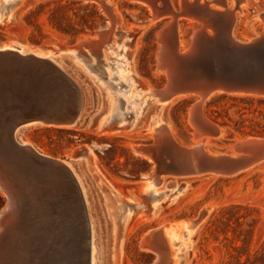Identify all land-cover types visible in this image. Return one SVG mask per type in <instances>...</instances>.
<instances>
[{"label": "rangeland", "instance_id": "1", "mask_svg": "<svg viewBox=\"0 0 264 264\" xmlns=\"http://www.w3.org/2000/svg\"><path fill=\"white\" fill-rule=\"evenodd\" d=\"M13 1L0 0V47L10 45L23 52L38 48L57 51L86 40L87 36L97 39L99 32L110 28V18L98 2L45 0L23 9L9 21ZM171 1L178 9L179 0ZM246 1L236 9L234 36L240 40L264 32V23L257 18L264 9V0ZM228 3L232 9V1ZM112 4L119 16L120 30L116 28L108 46L102 43V48H96L97 56L101 52L103 55L99 56L100 64L85 50H81L85 58H76L70 52L49 54L53 59L62 55L57 62L77 85L74 95L70 90L72 82L58 78L50 65L0 54V160L16 187L12 201L15 209L6 218L8 226L0 236V264H88L80 258L81 253H87L82 241L89 237L88 220L99 246L98 264H151L157 255L142 246L146 234L163 225L165 231L176 230L172 224L182 221L190 225L204 207L209 212L192 242L184 238L183 232L181 240L176 239L181 242L177 244L184 245L179 253L186 264H264V162L232 177H180L175 181L166 178L162 186H157L158 192L164 191L169 182H176V186L166 188L163 214L158 220L152 219L149 195L141 191V186L152 173L153 165L137 155L131 144L152 140L146 130L153 120L152 128L159 125L160 114V123L168 122L176 141L193 143L189 115L196 100H175L162 111L158 108L160 103L142 97L147 87L159 88L165 83V74L156 70V59L160 49L158 33L169 20L161 18L151 23L153 11L142 2L112 0ZM210 6L220 9L214 3ZM180 23L187 28L181 39L188 45L200 24L184 19ZM132 29H143L137 36L135 51L133 35L137 31ZM127 48L134 51L132 58ZM33 97H39L36 104L44 105L50 117L68 115L82 105L89 108L91 119L126 113L125 120L114 125L120 127L115 131L33 126L17 134L19 143L26 141L42 155L71 162L86 188L87 207L70 174L36 161L27 150L18 149L9 136ZM202 111L225 130L220 139L209 145L212 150L228 151L238 140L264 137V97L216 93L205 101ZM125 131L142 135L129 136ZM89 144H93L89 153L71 159L78 147ZM112 186L122 194L113 195ZM120 204L142 205L136 210L138 215L134 214L136 227L122 247L116 238L120 230L118 213L124 211ZM9 205L8 194L0 188V216L5 208L10 210ZM178 248L179 245L171 246L175 251ZM164 250L169 253L166 244Z\"/></svg>", "mask_w": 264, "mask_h": 264}, {"label": "water", "instance_id": "2", "mask_svg": "<svg viewBox=\"0 0 264 264\" xmlns=\"http://www.w3.org/2000/svg\"><path fill=\"white\" fill-rule=\"evenodd\" d=\"M81 1L98 2L110 18V28L104 32H99L97 39L87 38L74 43L67 49L58 48L55 51L46 48V50L50 55L70 52L76 58H85L81 53V50H85L86 54L96 57V63L100 64L102 52L97 56L95 50L97 47L102 48V43L108 46L116 28L118 27L117 30H120L119 16L112 5V0ZM133 1L145 3L152 9L151 23L161 18L169 20L158 33L160 49L156 59V70L158 73H164L166 80L163 86L153 88L152 98H156L158 103L163 104L181 96L194 95L198 97V100L191 107L189 115V122L193 127V143L189 145L179 143L168 128L162 126L153 131L151 141L133 145L134 152L153 165V171L147 179L148 182L156 187L168 177L177 179L205 174L232 177L246 171L254 164L264 161L263 136H251L238 140L230 146L228 151L212 150L209 147V142L220 139L225 130L220 124L209 119L202 111L206 99L216 93L264 97V32L259 36L252 37L249 42H240L242 40L235 36L236 39H233L230 34L234 28L231 27L225 30L224 21L227 17V10L214 1L209 4L205 0H192V3L179 0L178 9L173 6L171 0ZM198 1L204 3V6L199 5ZM212 3L216 7L219 6L220 9L212 8L210 6ZM238 6V3H235L231 9L233 12L230 15L228 14L231 20H234L233 27H235L237 21L236 9L239 8ZM210 7L219 11H212ZM182 19L200 24L193 31L188 46L183 48L179 37L180 21ZM134 30L137 31L133 35L135 41L143 29H132V31ZM78 46L79 48H77ZM5 53L14 54L21 59H29L50 65L56 70L58 78L62 77L73 83H71L72 86L70 85V90L73 95L75 94L77 85L58 62L31 53L22 54L18 48L11 46L0 48V54ZM35 99H39V97H33V100L29 103V108L12 126L9 136L16 143L15 146L18 149L27 150L26 152H29L36 161L42 164H52L70 174L80 191L84 206L87 207L82 187L69 165L71 162L42 155L33 147L19 143L16 139L17 134L22 129L33 126H53L70 129L88 127L100 128L103 131H115L120 127L114 125L116 123L120 125V123L116 121L115 116L112 114L108 118L110 121L107 122H104L101 116L91 119L89 108L84 109L83 105L68 115L50 117L44 105H37ZM92 149L93 144L80 146L71 159L76 160ZM4 166V163L0 160V185L10 198V210L4 212L1 218L3 223L10 212L15 209V204H12V201H14L16 189ZM208 212L209 209L204 207L199 217L190 222V227L200 224ZM87 228L89 237L82 241V245L87 248V253H81L80 258L91 264L92 226L89 220ZM3 229L4 227L0 230V236ZM165 240L164 228L161 227L150 231L143 241V244H146V247L157 255L156 260L151 264H157L158 259H162V253L159 250L164 248Z\"/></svg>", "mask_w": 264, "mask_h": 264}, {"label": "bare ground", "instance_id": "3", "mask_svg": "<svg viewBox=\"0 0 264 264\" xmlns=\"http://www.w3.org/2000/svg\"><path fill=\"white\" fill-rule=\"evenodd\" d=\"M42 1H45V0H14L11 4H10V11H9V21L12 19V20H14V19H16L17 18V14L20 12V11H22L23 9H26L27 7L29 8V7H31L32 5H34V4H36V3H38V2H42ZM156 1V0H155ZM157 1H160V0H157ZM170 1V0H169ZM215 2V3H217L218 5H220V6H223V7H225L226 8V13H227V17L225 18V21H224V25H225V30H227L228 28L230 29L231 27L232 28H234L233 26H234V20H231V18L228 16V14L230 15V13L231 12H233L232 10H231V7H229V3H228V1L229 0H205V2H207V3H211V2ZM232 1V3H233V5L235 4V3H238V7L239 8H241L240 7V5L242 4V3H246L247 1L246 0H231ZM186 2L187 3H192V0H186ZM119 3H120V1L119 2H117L116 3V6L117 5H119ZM170 3V2H169ZM198 4L199 5H201V6H204V3H202V2H199L198 1ZM113 5V4H112ZM113 7V6H112ZM114 9V8H113ZM210 9L212 10V11H219V10H216V9H212L211 7H210ZM263 11H259L258 12V16H257V18L259 19V18H261L262 19V21H264V9H262ZM184 24H186V25H188V24H190V23H184ZM183 28H185V29H183ZM146 29V28H145ZM186 30H187V28H186V26L185 25H181L180 26V31H179V37H180V39H181V34L183 35V33H185L186 32ZM208 33H210V32H208ZM231 37L233 38V39H236L235 37H234V29L232 30V32H231ZM84 38H90V39H96V37H90V36H87V37H84ZM184 39V38H183ZM183 39H181V45H184V46H188L187 44H186V41L185 40H183ZM250 40H252V38H250L249 40H242V41H240V42H249ZM188 43V42H187ZM186 44V45H185ZM125 46V45H124ZM10 47V45H4V46H1L0 48H9ZM127 47V46H126ZM133 48H134V51H135V49L137 48V40L135 41V43H134V45H133ZM18 50H19V52L20 53H22V54H28V53H31V54H34V55H36V56H42V57H46V58H50V59H52L53 61H56L57 62V60L60 62V60H62L61 59V56L62 55H59L57 58H55V59H53V58H51V57H49V53H47V50H46V48H38L37 50H30L29 52H23L22 51V49L21 48H18ZM39 50H41L40 52H39ZM127 51L130 53L129 55H131L130 56V58H132L133 57V52L134 51H132V50H130L129 48H127ZM128 52H127V54H128ZM126 55V54H125ZM103 56V55H102ZM127 57V56H126ZM128 58V57H127ZM93 68V67H92ZM143 91V90H142ZM145 93L142 95V97L144 98V97H149V99H151V102H153V103H155V104H157L158 102L156 101V100H153L152 99V92H153V88H150V87H147L146 88V90L144 91ZM137 97H138V95H137ZM191 97H195V100L197 101L198 100V97L197 96H194V95H188V96H181V97H178V98H176V99H174V100H172L171 102H173V101H177V100H182V99H190ZM209 98V97H208ZM135 100H137V99H135ZM141 100V99H140ZM207 100V99H206ZM108 101H109V103H110V105H111V107H113V104H112V100L108 97ZM138 101V100H137ZM135 102V101H134ZM171 102H165V103H163V104H160L159 105V109L160 110H162L163 111V109L165 110L166 109V107H168L170 104H171ZM126 113H123V114H119V113H117V115L115 114V119H116V121H118L120 124H121V121L123 120H125V117H124V115H125ZM141 114H142V112H140V115H138V116H141ZM105 116V115H104ZM103 116V118H102V120L104 121V122H107V121H110L108 118L110 117V116H105L104 117ZM161 114L158 116V122H157V124H159V125H157V126H154L153 128H152V126H153V124H154V120L150 123V125L148 126V128H147V130H146V132H147V137H148V139L149 138H151V135L153 134V131L155 130V129H158V128H160V127H162V126H166L167 128H168V130L172 133V131H171V129H170V126H169V124H168V122L165 124V123H163V124H161L160 122H162L161 121ZM163 118V117H162ZM165 119V118H164ZM136 122V121H135ZM98 131H100V132H107V131H103L102 129H100V128H96ZM130 129V126H129V128L126 130V131H128ZM125 131V133L127 134V135H129V136H141L142 135V132H137V133H135V134H133L132 133V131L131 132H126ZM124 132V131H123ZM172 135H174L173 133H172ZM175 137V136H174ZM177 137V136H176ZM175 137V138H176ZM24 142V144H26V145H29L30 146V144L29 143H27L26 141H23ZM214 143V141L212 140V141H210L209 142V144L210 145H212ZM133 145L134 144H131V148H133ZM262 162H264V161H262ZM262 162H259V163H262ZM259 163H256V164H254L253 166H255V165H257V164H259ZM69 165H71V163H69ZM253 166H251V167H253ZM71 167V166H70ZM250 167V168H251ZM72 168V167H71ZM249 168V169H250ZM249 169H247V170H249ZM72 170H73V168H72ZM246 170V171H247ZM74 171V170H73ZM246 171H244V172H246ZM243 172V173H244ZM75 173V172H74ZM75 175H76V173H75ZM200 176H211V177H220V176H216V175H214V174H205V175H198V176H192V177H200ZM81 177H84L83 176V174H81ZM192 177H184V178H192ZM76 178H77V180H78V182L80 183H82L83 184V181L81 180V178L79 177V179H80V181H79V179H78V177H77V175H76ZM145 178V177H144ZM144 180V179H143ZM171 180H176V179H171ZM164 181L165 180H162L161 181V183L159 184L160 186H162L163 185V183H164ZM81 183H80V186L82 187V190H83V192H84V190L86 189L85 187V189L83 188V186L81 185ZM142 183V182H141ZM175 183L176 182H169L167 185H166V188L169 186V185H171V184H173L174 186H176L175 185ZM138 184V183H137ZM135 185V184H134ZM140 187V186H139ZM0 188L2 189V185H0ZM166 188H165V190L164 191H162V192H158L157 190V186L156 187H153L152 186V184H150L149 182H148V180L147 181H145V182H143L142 183V186H141V191L143 192V193H147L148 195H149V201H150V205H151V217H152V219H155V220H158V219H160L161 218V216H162V214H163V211H164V205H163V203H164V199L166 198L165 197V195H167V193H166ZM112 194L113 195H115V193H120V194H122V191L120 190V189H117V188H115V187H113L112 186ZM2 190H4V189H2ZM179 191L180 190H178L174 195H176L177 193H179ZM6 192V191H5ZM84 195H85V197H86V194H85V192H84ZM134 195V194H133ZM133 195H132V197H133ZM165 197V198H164ZM134 198V197H133ZM133 198H130V200L131 201H133V200H135V199H133ZM123 206L124 207V211L123 210H121L119 213H118V216H119V222H118V225H117V228L118 227H120V230L118 231V233L116 234V238H117V242L119 243V245L122 247L126 242H127V239H128V236L131 234V232L133 231V229L136 227V224H137V222H136V220L134 219L135 218V216H134V214H137L136 213V210H139L140 208H141V204H137V206H128V205H124V204H120V206ZM119 206V207H120ZM135 207H137L135 210H133V208H135ZM128 209H131L133 212L132 213H129V210ZM7 211V208H5L4 209V212H6ZM128 211V212H127ZM3 212V213H4ZM131 212V211H130ZM138 215V214H137ZM139 218L138 219H140V217L141 216H138ZM1 218H2V216H0V230L3 228V227H6V225L8 226V220H5L4 221V223H3V221H1ZM137 218V217H136ZM203 223V221L200 223V224H198V225H196V226H194V227H190V225H189V223H187L186 221H182V222H179L178 224H176V223H174V224H172L175 228H176V230H169V232H168V230L167 231H165V229H166V225H163V226H161V227H163L164 228V237H165V239L167 238V240H165V242H166V245H167V247H168V249H169V253H166L165 252V250H164V248H162V249H160L159 251L162 253V259L161 258H159L158 259V262H157V264H186V261H184V258H183V254L181 255L180 253H179V251H180V249L182 248V247H184V245L183 244H177L178 242H180V241H177L176 242V239L177 240H181V238H182V234L184 233V238H186V240L187 241H189L190 243L192 242V240H193V237H194V235L196 234V232H197V230H198V228L200 227V225ZM11 224V223H10ZM120 225V226H119ZM183 227H185L184 228V230H183ZM7 228V227H6ZM5 229V228H4ZM152 231V230H151ZM183 232V233H182ZM148 234H146V236H147ZM168 235L170 236V238H168ZM145 236V235H144ZM145 236V237H146ZM183 238V239H184ZM181 243V242H180ZM177 245H179V248L175 251V249H171V246H173V247H177ZM142 246L143 247H145L146 248V244H142ZM186 246V245H185ZM98 244H97V242H96V239H95V233H94V231H93V227H92V246H91V264H98L99 263V258H98V254H99V251H98ZM181 247V248H180ZM164 250V251H163ZM174 251V252H173ZM168 252V251H167ZM180 258V260H178V258ZM121 264H123V263H121Z\"/></svg>", "mask_w": 264, "mask_h": 264}]
</instances>
